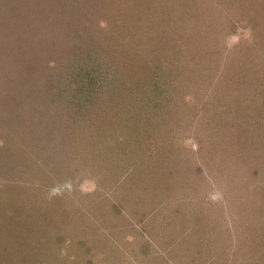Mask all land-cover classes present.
Masks as SVG:
<instances>
[{
	"label": "rangeland",
	"instance_id": "374dc122",
	"mask_svg": "<svg viewBox=\"0 0 264 264\" xmlns=\"http://www.w3.org/2000/svg\"><path fill=\"white\" fill-rule=\"evenodd\" d=\"M215 2L198 6L199 23L187 22L200 53L185 40L182 51L195 62L188 59L180 82H173L172 106L160 128L159 144H173L153 156L135 157L132 130L112 138L107 116L67 102L64 116L53 120L46 98L37 106L0 83V241L9 239V209L21 215L37 204L42 216L39 226L37 214L13 225V232L35 238L37 250L8 264H264V129L228 115L239 105L245 118L255 90L262 91L251 84L239 90L229 77L256 58L246 54L258 12L247 0ZM98 6L106 17L99 30L88 25L86 38L105 41L119 30L114 20L121 14L110 1ZM96 7L83 13L98 16ZM77 24L57 34L65 40L59 52L72 46ZM261 59L257 75L263 77ZM87 134L93 140L81 139Z\"/></svg>",
	"mask_w": 264,
	"mask_h": 264
},
{
	"label": "trees",
	"instance_id": "16d2710c",
	"mask_svg": "<svg viewBox=\"0 0 264 264\" xmlns=\"http://www.w3.org/2000/svg\"><path fill=\"white\" fill-rule=\"evenodd\" d=\"M107 1L112 7L116 4L117 12L121 15L114 20V23L120 20L119 30L116 33L110 31V36L103 41L95 35V38L89 35L90 38H86V33L88 25L92 24L98 29L105 19L106 16L102 14L104 10L98 3L106 0H78V3L74 0H0V83L7 85L5 91L10 87L12 92L35 102L37 106L41 105L42 98H46L44 106L49 110L46 113L51 114L49 117L53 120L64 116L62 112L67 102L72 108H78L79 112L93 110L97 112L92 113L93 116H107L109 134L132 130V139L128 143L134 144L132 152L137 155V159L148 152L153 156L160 149L158 147L173 144H159L165 136L160 128L165 126L168 105L172 106V84L180 82V76L189 66L188 59H194L184 55L182 46L187 42L190 50L200 53V44L189 31L187 22L199 23L202 13L198 6H206L207 2L216 3L217 0H192L195 2L192 8L191 0L185 3L180 0ZM247 1L252 13L258 14L252 23L254 43L250 48L248 46L250 52L246 57L253 51L256 58L251 63L247 61L238 66L229 73V77L236 81L239 90H248L251 84L257 88L262 86V91L255 90L256 94L246 105L245 118H241L242 111L237 108L239 105L233 107V110L237 109L236 115H228L240 119L239 124L255 125L257 130L258 127L264 129V85L261 84L264 81V66L263 77L257 75V67L263 63L261 57L264 58V0ZM95 7L100 12L98 16L83 13L86 8ZM75 20L80 28L73 31L72 46L59 52L65 40L57 34L64 32L67 25L72 26ZM149 22L150 25H147ZM146 30H154L155 33ZM258 59L260 63H257ZM61 60H65V63H60ZM63 67L65 69H61ZM186 79L190 80V76ZM260 97H263V101ZM239 102L242 105L243 99H239ZM251 118L253 122L249 121ZM86 122L87 129H90L88 125L91 121L86 119ZM69 133L73 139L74 132ZM246 136H240V140ZM112 138H117V135ZM248 138L250 140V136ZM81 139L88 141L93 140V137L87 134ZM124 152L123 155L130 154ZM261 189L264 193V183ZM29 200L33 202V199ZM28 207L22 208L21 215L12 216L14 212L11 209L6 212L10 221L9 239L0 241L1 244L6 243L0 251L3 254L0 260L5 264L12 261L13 257L26 258L29 252L37 250L35 238L29 239L24 233L13 232V225L27 215L33 218V214H37L38 217L34 216L35 226H39L42 216L34 210L37 204L33 209ZM18 212L21 210L18 209ZM36 236H39L38 233Z\"/></svg>",
	"mask_w": 264,
	"mask_h": 264
}]
</instances>
